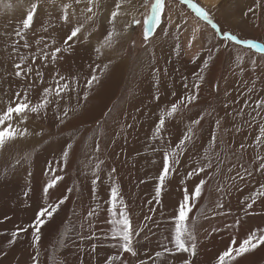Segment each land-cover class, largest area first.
Listing matches in <instances>:
<instances>
[{
	"label": "rangeland",
	"instance_id": "374dc122",
	"mask_svg": "<svg viewBox=\"0 0 264 264\" xmlns=\"http://www.w3.org/2000/svg\"><path fill=\"white\" fill-rule=\"evenodd\" d=\"M152 2L94 0L95 15L89 21L87 17L92 13L83 11L88 6L87 0H81L80 4L75 0H0V114L14 100L15 93L23 95L26 91H35L42 94L44 88H50L53 89L49 96L52 102L39 113H26L28 123L44 133L48 128L51 131L61 126L62 119L79 116L71 126L57 132L54 128L53 134L49 131L43 140L36 135L38 148L42 143H55L56 147L43 153H36V150L24 153L21 159L26 165L17 164L15 174L0 164V264H217L219 255L233 241V247H239L253 231L257 235L264 231V196H257L252 209L245 205L252 202L249 196L260 192L264 185V170L256 171L262 162L256 157H264V143H255L264 126V109L259 110L260 116L253 111L255 102L264 100V56L244 45L224 41L211 24L178 0L176 6L185 10L165 0L166 12L154 23L153 32L145 42L144 30ZM192 2L206 8L199 0ZM34 3L38 7L32 26L25 33L30 45L26 49L23 47L25 40L15 32L22 30L23 19ZM65 5L69 7L65 9ZM205 10L220 30L264 44V0H219L217 5ZM65 11L71 17V24L61 20ZM113 11L118 15L109 23ZM133 20L139 23L133 24ZM81 24L84 27L78 38L66 45L64 40ZM126 25L130 27L126 29ZM109 32L113 33L111 40L107 38ZM41 37L44 43L53 38L55 43L47 42L49 47L43 49V43L36 44ZM14 41L19 42L21 55L25 49L27 53H34L38 60L43 54L41 49L49 53L37 69L43 77H37L33 88L21 90L16 70L1 64L13 53ZM100 44L108 57L99 54ZM56 47L62 50L57 57L66 59L65 63L70 66L80 51L85 52L78 57L77 72L60 75L65 77L60 83L67 82L74 89L61 93L60 99L54 95L60 77L56 71L66 66H55L48 61ZM218 47L219 52L216 51ZM164 48L166 54L161 52ZM238 56L244 59L241 61ZM26 57L29 59L23 65L25 68L33 65L31 56ZM139 58L143 64L136 63ZM206 59L208 65L204 67ZM111 67L117 77L106 75ZM34 73L35 68L26 77ZM93 74L99 78L94 87L110 85L102 105L94 100L87 111L84 91L92 88L85 86ZM171 76L176 77L173 83ZM104 77L113 79L103 83ZM158 94L162 100L148 104L150 111L155 113L152 114L155 120L138 125V121L135 122L138 112L146 110L147 103L157 99ZM192 94H196L197 99L188 103L187 97ZM181 98L187 107L181 105L171 118H167L171 105ZM76 108L82 113L73 111ZM162 115L166 117L160 133L163 145L154 136ZM196 120L200 123L194 124ZM135 126L133 137L138 129H144L139 135H144L145 143L137 136L130 139L120 135V131L128 132ZM189 127L193 128L194 139L187 144L180 163L168 173L157 198L163 151L153 149H161L164 145L174 147ZM56 136L61 139L62 149L58 148L56 140L60 139ZM261 139L264 141V137ZM68 145L71 147H66ZM140 147L143 156L135 154ZM65 150L69 153L67 158L63 155ZM209 159L212 168L188 178L189 172L208 163ZM97 163L100 168L94 173ZM57 176L61 179L45 195L44 187ZM254 178H259L256 179L258 183H253ZM94 179L95 184L92 183ZM201 179L206 184L201 197L192 202L188 222L194 237L189 246L195 245L194 252H176L172 243L174 217L185 190L190 193ZM113 185L118 188L123 201L121 207L130 218L132 252H124L119 239L111 235L108 199ZM65 196L64 207L60 205L57 214L42 226L40 241L35 247L31 228L13 239V231L30 225L41 207L55 204ZM90 211L94 212L91 216L88 215ZM165 248L170 251L165 252ZM157 252L161 253L159 257ZM232 264H264V244L237 257Z\"/></svg>",
	"mask_w": 264,
	"mask_h": 264
},
{
	"label": "snow or ice",
	"instance_id": "6c2138e0",
	"mask_svg": "<svg viewBox=\"0 0 264 264\" xmlns=\"http://www.w3.org/2000/svg\"><path fill=\"white\" fill-rule=\"evenodd\" d=\"M76 4H80L81 0H75ZM170 3L175 4L176 0H169ZM179 4H187L189 7L194 9L196 15L203 19L204 21H207L209 24H211V27L216 30V34L224 41H231L234 42L237 45H244L247 49L253 51L254 53L261 54L264 56V44L256 43L253 40L250 39H240L237 36L231 34L230 32L227 31H222L219 29V26L213 22L212 18L208 14V12L202 8L199 7L197 4L193 3L192 0H178ZM93 3L94 0H87V8L84 9L83 11H86L88 13H92V15H89L87 19L90 21L93 19L95 13L93 12ZM145 3H147V0H145ZM119 4L116 5L117 8H119ZM37 4H33L31 6V10L27 12L26 17L23 19L22 23V30H18L15 32V35L19 37L21 40H25V33L31 28L34 15L37 11ZM65 9L69 7V5L64 6ZM166 8V3L165 0H153L151 7H150V12L151 15L148 18L147 26L145 27L144 30V41L147 42L149 40L150 35L153 32V26L154 23H158L160 20L161 15L164 13ZM251 11V9H249ZM118 15L117 11H113L111 13V19L109 23H112L115 21L116 17ZM171 19V17H170ZM61 20L65 24H71L72 20L71 17L69 16L68 12L65 11L64 14L61 16ZM133 24L139 23L137 20L132 21ZM84 27L83 24L74 27L71 31V34L67 36V38L64 40V43L67 45L69 41H72L73 38H78V34L81 33V29ZM126 29L130 27V25L125 26ZM176 27L179 28L180 25L176 24ZM47 31V29H45ZM167 31V30H164ZM194 31H198L194 29ZM113 33L109 32L107 34V38L111 40ZM43 43V49H47L49 45L47 43L43 42V37L41 39L36 40V44H41ZM55 43V41H53ZM189 44H191V41H189ZM223 45H221L222 47ZM24 48H30L29 43L25 40V43L23 45ZM41 49V52L43 53L42 56L40 57L41 60L47 59L49 53ZM19 51V46L17 42H13L12 46V52L17 53ZM61 48L56 47L54 51L51 52V57L52 60L55 61L57 59V54L61 53ZM217 52L220 51V48L218 47L216 49ZM29 58L26 56H21L20 57V62L19 63H14L13 67L16 69L15 71V76L16 77H21L27 76L29 73L33 71V68L31 65L28 67H23L25 62ZM37 57L33 55L31 57L32 63L34 64L36 62ZM211 59V57H209ZM239 60H243V56H238ZM208 65V60L206 59L204 61V67H207ZM106 67V66H105ZM36 76L39 78L43 77V73L40 71H36ZM98 77L96 75H92L91 78L88 79L86 88H91L94 82H98ZM204 77L201 76L200 80H203ZM61 81H65L64 76H60L59 80H57V87L54 90V95L56 98L60 99L61 93L65 92L66 90H74L70 88L69 83L64 82L61 84ZM34 85H29V87H33ZM187 88V85H185ZM195 87L198 89L199 84L195 85ZM251 91V90H250ZM53 90L50 88H44L42 96L43 99H41L38 103L32 104L27 97V91L25 92L24 96L21 97L20 93H16V99L19 101L18 103H15V107L8 106L6 111H4L2 114H0V148H2L5 145L6 141H12L15 140L17 136H24L27 132L25 129L24 131H21L18 127H13L12 121L13 119V114L16 116L22 117L21 118V123H23L24 119H26V113H39L42 110L46 109L47 106L52 102L49 99V96L52 94ZM87 91L84 93V98L87 99ZM158 99V97H157ZM197 99L196 94L189 95L187 97V102L192 103ZM245 103H248L247 101ZM183 105L184 107H187V104L184 103V99L181 98L180 101L177 103H173L170 107V109L166 113L167 118H171L177 111L178 108ZM260 109H264V100H257L255 102V108L253 111L256 112V116H260ZM243 111V110H241ZM23 114V115H22ZM68 110L65 109L64 115L67 116ZM165 116H161L160 119L158 120L156 126H155V132L154 136L156 139L161 140L162 145H163V138L161 137L160 133L163 130L165 126ZM255 119V116L252 117ZM5 122H9L7 126L5 127ZM61 123L63 121L61 120ZM194 124H199L200 120H196L193 122ZM217 124H219V121H217ZM194 131L193 128L189 127L187 132L182 136L181 139H179L178 143L174 147L172 146H167L164 145L161 149H153V151H163V167L162 170L159 173L158 176V184L156 187V196L157 198L160 196V192L162 189V186L164 185L165 180L168 177V173L174 169L176 165L180 163V157L185 155V151L187 148V144L192 142L194 139ZM262 137H264V126L261 127L260 129V135L256 137L255 143L260 144L264 143L262 141ZM210 145H213V142H209ZM68 148L71 147V145L67 146ZM243 147V145H241ZM98 151V148H97ZM211 151V148H210ZM68 151L65 150L63 155L65 158L68 156ZM215 155L218 156V153ZM256 159L258 161H262L259 163V167L256 169V171H262L264 170V157L257 156ZM100 168V163H97L95 165V168L93 169L94 173L98 171ZM212 168V163L211 160L209 159L208 163H204L201 167L193 169V171L189 172L187 174L188 178H191L193 175H199L200 173L204 172L206 169ZM61 179V177L57 176L51 181H49L46 186L43 189V192L45 195L49 193V190L54 188L58 181ZM93 184L96 183V179L92 181ZM206 184V181L204 179H201L198 184L195 185V187L191 190L189 193L188 190H185V194L183 197V201L179 204L178 209H177V215L174 217V232L172 236V243L174 245V249L176 252H194L195 245L192 244L191 247L189 246V242L193 240V231L189 227V213L192 212L193 205L192 202L199 199L202 194V190ZM262 190L260 192H254L251 196V203L247 205L248 208H252L253 204L256 202L257 196H264V185L261 186ZM67 197H62L60 198L55 204L52 203H47L46 207H41L38 212L36 213L35 220L28 225L27 227H21L17 228L15 231L12 233L13 239H15L20 233L22 232H27L29 228L32 229V236H33V246L35 247L39 241H40V231L42 229V226L46 223L48 219H51V217L58 211L60 205H62ZM123 204L122 199H120L119 196V191L118 188L113 185L110 189L109 193V199H108V212L111 214L112 219L110 221L112 225L111 229V235L113 238H118L120 241V247L124 252H132V227L130 224V218L126 212V210L121 207ZM94 212L90 211L88 213L89 216L93 215ZM235 244V241L232 242L227 248L226 251L222 252L217 260V264H232V261L236 260L237 257L243 256L245 253L251 252L254 249H256L259 245L264 244V231H261L259 235H257L256 231H253L248 237L244 240H242L239 244V247H233ZM165 252L170 251V249L165 248ZM133 255L135 253H132ZM39 253L36 254L35 257H33V260L35 262L36 257H38ZM156 255L159 257L161 255L160 252H157ZM112 259V258H110ZM116 260L119 259V256L115 257Z\"/></svg>",
	"mask_w": 264,
	"mask_h": 264
},
{
	"label": "bare ground",
	"instance_id": "6f19581e",
	"mask_svg": "<svg viewBox=\"0 0 264 264\" xmlns=\"http://www.w3.org/2000/svg\"><path fill=\"white\" fill-rule=\"evenodd\" d=\"M206 8L205 9H207V7L208 6H214V5H217V2L219 1V0H199ZM167 2V1H166ZM171 4V3H170ZM174 5H175V8L176 7H178L180 10H185L182 6H176V4H173L172 3V6L174 7ZM202 5V6H203ZM164 12H166V11H164ZM164 15V14H163ZM187 16V15H186ZM172 19V18H171ZM189 19V18H188ZM193 19V18H192ZM189 22H191L192 23V21H189ZM130 24H131V21H130ZM44 29V28H43ZM47 35H48V33H47ZM5 38V40L6 39H8L7 37H4ZM35 38V37H34ZM53 41H55V39L53 38V39H47V42H49V43H53ZM47 42H45V43H47ZM19 43V42H18ZM48 44V43H47ZM49 45V44H48ZM100 47H101V52H99V54H104V52H106V50H104L102 47H103V45H101L100 44ZM6 49H8V47L6 48ZM105 49H106V47H105ZM114 50V49H113ZM107 51H110V50H107ZM192 51H193V48H192ZM161 52H162V54H166L167 53V50L164 48V49H162L161 50ZM111 53V52H110ZM114 53V52H113ZM33 55H35L34 53L33 54H30V53H27L26 52V50L25 49H23V53H22V55L20 54V51H18L17 53H12L11 55H9V56H7L5 59H4V61L1 63L3 66H5V67H10L11 69H13V70H16L14 67H13V65H14V63H19L20 62V57L21 56H33ZM82 55H85V52H82V51H80V53L77 55L78 57H81ZM105 56H107L108 57V55L109 54H104ZM143 55V54H142ZM42 56V54H40V56H39V58H38V60H36V62L32 65V67L33 68H35L36 69V71H37V69H40V65L42 64V61H41V59H40V57ZM144 56H146V55H144ZM78 57H75L74 58V60H73V66H70V65H68V64H66L65 62H66V59H64V58H60V57H57V59L55 60V61H53L52 60V57H51V54H50V59L48 60V61H51V63L53 62L54 64H55V66L56 65H58L59 67L63 64V65H65L66 66V68L65 69H59V70H57L56 71V74H57V76L59 77L60 75H62V72H64V73H69L70 71H72V73H74V72H77L76 71V69L78 68V64H79V61H80V59L78 58ZM143 59V58H142ZM149 59V58H148ZM138 61L136 62V63H138V64H140V63H144V62H141V60H140V58L139 59H137ZM136 61V60H135ZM47 62V61H46ZM152 62H153V60H152ZM148 63V62H147ZM150 63V62H149ZM152 64V63H151ZM116 65V64H115ZM148 65H150V64H148ZM147 65V66H148ZM168 67V65H166V68ZM209 69H212V67H209ZM80 70V69H79ZM83 70V69H82ZM171 72H172V67H171V65H170V69H169ZM197 70V69H196ZM82 73H83V71H81ZM85 72V71H84ZM106 72H108V73H106ZM106 75H109L110 76V74H112V76L113 77H117L116 75H114V73L115 72H112V67H111V69L110 70H106ZM170 72V73H171ZM125 74V73H124ZM172 78H171V83H173V82H175V80H176V77H173V76H171ZM181 78V77H180ZM106 79H109V78H105L104 77V79L102 80V82L103 83H105V80ZM113 79V78H112ZM112 79H109L110 80V82L112 81ZM116 79H118V78H115L114 80H115V82H117V80ZM179 80V79H178ZM20 81H21V83H22V88H21V90H23V89H26L27 87H29V85H34L33 87H35V83H36V81H37V76H36V73H34V74H32V76L31 77H25V76H21L20 77ZM49 81H53V80H51V78H49ZM114 82V81H113ZM101 83V82H100ZM94 84V83H93ZM112 84V83H111ZM109 85L110 84H104V87H102V88H98V86H96V87H94V85H92V88L91 89H87V90H85V91H87V93H88V95H87V99H85L84 98V106L87 108V111H88V109H89V107H90V104L94 101V100H96L97 101V103H98V105L99 106H101L102 105V101H104V97H105V95L106 94H108L107 93V90H108V88H109ZM171 85V84H170ZM169 85V86H170ZM24 86H25V88H24ZM53 86V85H52ZM33 87H31V88H33ZM139 89V88H138ZM137 89V90H138ZM0 90H2L1 88H0ZM53 90V89H52ZM85 91H84V93H85ZM16 94V93H15ZM25 94V93H24ZM24 94L22 95L21 93H20V95H21V97H23L24 96ZM165 95V94H164ZM160 96V94H158V96L157 97H159ZM27 97H28V100L33 104L34 102H36V101H40L42 98V94H40V93H37V92H35V91H28L27 92ZM164 97V96H163ZM162 97H160V98H158V99H152V100H150L148 103H147V108H146V110H143V112H141V111H139L138 112V116H137V118H136V120H135V122L136 121H138V125H140V124H145V123H147L148 121H150L151 122V120L150 119H154L153 118V116H152V114H155V113H152L151 111H150V108H148V104H152V102H160L162 99H161ZM19 101L16 99V97L14 98V100L10 103V104H8L2 111H6V109H7V107L8 106H12V107H15V103H18ZM59 106V105H58ZM75 110H77V111H75ZM73 111H75V112H80V113H82V111H81V109H79V108H76V109H74ZM23 115V114H22ZM21 118L22 117H19V116H16L15 114H13V119H12V121H10L11 123H12V125H13V127H18L21 131H24L25 129L27 130V132H26V134L24 135V136H17L16 138H15V140H12V141H6L5 142V145L2 147V148H0V164L1 165H4L5 167H7L8 168V170H12V171H10V173H13V171H15L13 174H15L16 173V168H15V166L18 164H21V163H24V162H22V159H21V157H22V155L24 154V153H30L31 151L32 152H34L35 150H36V153H43V152H45L46 151V149L47 150H52V149H54L56 146H55V143L54 144H49V143H47V144H41L40 145V148H38V146H36L35 145V143L37 142V136H40L41 138H42V140L47 136V134H49V131H50V129L48 128V129H46L45 130V132L44 133H42L39 129H38V127L36 126V125H34V124H30V123H28V121L26 120V119H24V121H23V123H21ZM78 118H79V116H77V117H74V118H72V119H69V120H63V124H64V126H57V127H54L55 129H56V132L58 131V129L59 130H62L63 128L65 129V128H67V127H69V126H71L72 125V123H74V122H76L77 120H78ZM155 120V119H154ZM9 122H5V127L7 126V124H8ZM137 125V126H138ZM137 126H135V127H130L129 129H131V130H129L128 132H124V131H120V135H122V136H126V137H129L130 139L132 138V139H135L136 138V136H137V138L138 139H141V138H143L142 140H141V142H143L144 141V135H139V131H142V130H144V129H138L137 131H136V136L135 137H133V133H134V131L136 130V127ZM236 127H238V126H236ZM54 128H52L51 129V131L50 132H52V134L54 133L53 131H54ZM240 128V127H239ZM241 129V128H240ZM236 131V130H235ZM235 133V132H234ZM238 133V132H237ZM236 134V133H235ZM37 135V136H36ZM241 135V134H240ZM34 136H36L35 138H34ZM238 137V136H237ZM56 138L57 139H60L58 136H56ZM238 140H239V142L241 141V138L239 137L238 138ZM225 141V140H224ZM78 141H76V143H77ZM56 143L58 144V148H61L62 149V147H64V146H61L62 145V142H61V139L60 140H56ZM144 143H145V141H144ZM229 143H230V145H234V143L233 142H231V141H229ZM67 147V146H66ZM38 148V149H37ZM57 148V149H58ZM142 147H140L139 148V150H137L136 151V155H138V156H143L144 155V151L141 149ZM56 149V150H57ZM38 155H40V154H38ZM247 155H248V153H247ZM37 158V157H36ZM26 165V163H24L22 166H25ZM235 171V170H234ZM244 171V170H243ZM236 176V175H235ZM246 179V178H245ZM249 179V178H248ZM255 179V181L253 182V183H258L257 182V180L259 179H257V178H254ZM257 179V180H256ZM253 181V180H252ZM244 184V183H243ZM248 186H250V183H248L247 184ZM258 185V184H257ZM235 186H238V184H236ZM240 186V185H239ZM251 196L252 195H250L249 196V199H251ZM248 200V199H247ZM246 200V201H247ZM244 202V201H243ZM244 203H246V202H244ZM250 203V202H249ZM246 205V207H247V204H245ZM255 205H253V207H254ZM63 207H64V204H63ZM245 207V206H244ZM250 209H252V208H250ZM246 211V210H245ZM64 213V212H63ZM57 214V213H56ZM247 226V225H246ZM11 245H13V244H11ZM11 251V250H10ZM9 252V251H8Z\"/></svg>",
	"mask_w": 264,
	"mask_h": 264
}]
</instances>
